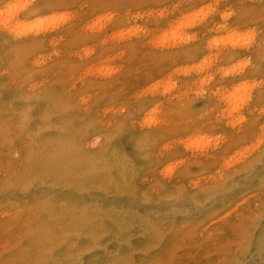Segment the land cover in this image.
<instances>
[{
	"label": "rangeland",
	"instance_id": "1",
	"mask_svg": "<svg viewBox=\"0 0 264 264\" xmlns=\"http://www.w3.org/2000/svg\"><path fill=\"white\" fill-rule=\"evenodd\" d=\"M0 264H264V0H0Z\"/></svg>",
	"mask_w": 264,
	"mask_h": 264
},
{
	"label": "bare ground",
	"instance_id": "2",
	"mask_svg": "<svg viewBox=\"0 0 264 264\" xmlns=\"http://www.w3.org/2000/svg\"><path fill=\"white\" fill-rule=\"evenodd\" d=\"M30 1H31V0H30ZM23 2H24V1H23ZM25 2H26V1H25ZM20 3H21V2H20ZM15 4H16V3H15ZM27 4H28V3H27ZM20 5L22 6L23 3L20 4ZM25 6H26V5H25ZM23 7H24V5H23ZM11 8H12V7H11ZM15 10H16V9H15ZM11 12H12V11H11ZM11 12H9V13H11ZM15 12H16V11H14L13 14H14ZM123 14H124V13H123ZM11 15H12V13H11ZM14 15L16 16V14H14ZM15 16H13V17L15 18ZM101 16H103V15H101ZM109 16H110V15H109ZM8 17H9V16H8ZM11 17H12V16H11ZM13 17H12V18H13ZM107 17H108V16H107ZM120 17H121V16H120ZM5 18H6V17H5ZM111 18H112V17H111ZM7 19H8V18H7ZM10 19H11V18H10ZM10 19H9V20H10ZM123 19H124V18H123ZM13 20H14V19H13ZM58 20H59V19H58ZM97 20H98V19H97ZM110 20H112V19H110ZM56 21H57V20H56ZM94 21H95V20H94ZM88 22H89V21H88ZM99 22H100V21H99ZM110 22H111V21H109V23H110ZM188 22H189V20H188ZM85 23H86V22H85ZM85 23H84V24H85ZM182 23H183V22H182ZM16 24H17V23H16ZM93 24H94V23H93ZM95 24H96V22H95ZM100 24H102V23L100 22ZM100 24L98 23V25H99V29H100ZM169 24H170V23H169ZM178 24H180V22H179ZM178 24H177V25H178ZM6 25H7V24H6ZM23 25H24V24H23ZM170 25H171V24H170ZM170 25H169V26H170ZM175 25H176V24H175ZM181 25H182V24H181ZM23 27H24V26H23ZM32 27H33V26H32ZM91 27H92V23H91ZM93 27H94V26H93ZM93 27H92V28H93ZM97 27H98V26H97ZM101 27H102V26H101ZM107 27H108V26H107ZM173 27L176 28L177 26H176V27L173 26ZM173 27H172V28H173ZM187 27H188V26H187ZM24 28H26V27H24ZM95 28H96V27H95ZM177 28H178V27H177ZM169 29H170V28H169ZM169 29H168V31H170ZM183 29H184V28H183ZM185 29H186V28H185ZM178 30H179V29H178ZM95 31H96V30H95ZM97 31H98V30H97ZM99 31H100V30H99ZM180 31H181V29H180ZM180 31H179V32H180ZM170 32H171V31H170ZM181 32H182V31H181ZM181 32H180V33H181ZM175 33L177 34V32H175ZM184 34H185V33H183L182 35H184ZM232 35H233V34H232ZM252 35H253V33H251V36H252ZM168 36H170V34H169ZM180 36H181V35H180ZM246 36H247V35H246ZM170 37H171V36H170ZM183 37H184V36H183ZM185 37H186V36H185ZM251 39H252V38H251ZM165 42H166V41H165ZM204 61H205V60H204ZM209 61H210V60H209ZM207 62H208V61H207ZM207 64H208V63H207ZM205 65H206V64H205ZM203 66H204V65H203ZM208 157H209V156H208Z\"/></svg>",
	"mask_w": 264,
	"mask_h": 264
}]
</instances>
